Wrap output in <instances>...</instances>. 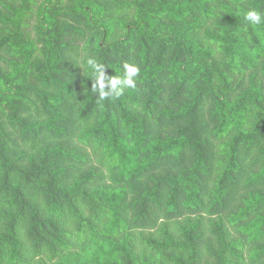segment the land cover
I'll use <instances>...</instances> for the list:
<instances>
[{"label": "trees", "instance_id": "obj_1", "mask_svg": "<svg viewBox=\"0 0 264 264\" xmlns=\"http://www.w3.org/2000/svg\"><path fill=\"white\" fill-rule=\"evenodd\" d=\"M249 9L264 0H0V264H264ZM89 57L138 66L136 87L98 99Z\"/></svg>", "mask_w": 264, "mask_h": 264}, {"label": "clouds", "instance_id": "obj_2", "mask_svg": "<svg viewBox=\"0 0 264 264\" xmlns=\"http://www.w3.org/2000/svg\"><path fill=\"white\" fill-rule=\"evenodd\" d=\"M244 20L252 25H259L264 22V13L255 9L246 10L244 13ZM92 75L95 77L93 83V91H99L100 100L108 97L119 98L124 94L125 88L136 87V77H138L140 68L132 64L126 63L124 65L123 77L116 75L114 77H107L106 66L99 62L94 57H89L87 60ZM107 88V90H105Z\"/></svg>", "mask_w": 264, "mask_h": 264}]
</instances>
